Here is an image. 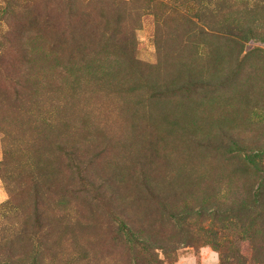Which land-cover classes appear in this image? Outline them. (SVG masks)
Listing matches in <instances>:
<instances>
[{"label":"rangeland","instance_id":"rangeland-1","mask_svg":"<svg viewBox=\"0 0 264 264\" xmlns=\"http://www.w3.org/2000/svg\"><path fill=\"white\" fill-rule=\"evenodd\" d=\"M13 1L0 0V264H151L128 234L140 225L165 264H264V206L246 211L264 179V31L238 50L215 32L247 0H99L92 18L129 50L92 53L51 50L57 0H31L34 24Z\"/></svg>","mask_w":264,"mask_h":264},{"label":"trees","instance_id":"trees-1","mask_svg":"<svg viewBox=\"0 0 264 264\" xmlns=\"http://www.w3.org/2000/svg\"><path fill=\"white\" fill-rule=\"evenodd\" d=\"M83 1H85L86 4ZM228 2L231 3L229 8L232 10H235L239 7L237 6L238 0H228ZM99 3V0H57L58 6L54 8L55 14L52 16L48 14L46 19V21H53L52 26L54 27V31H56L57 35L59 36L57 38H53V42L51 43L53 47L51 48V50L58 45L62 48L64 47L63 49H69L74 52L92 53L96 51L100 52V49H102L104 45H111L119 46L121 52L128 51L129 46L124 36L120 38H113L111 36V34L115 30L112 29L117 26L114 20L104 18L100 20L96 16L92 18L93 12H97L98 10ZM216 5L218 10L222 11L224 4L221 3L220 0H218ZM244 6L246 8L244 12L248 13V15H244L242 17H247L246 19H242V17L240 19L238 18L239 20L232 19L229 23L223 22L224 26H221L220 22H218V26H215L220 27V29L215 30L220 39H227L229 42L233 43L236 50H238V48H242L243 45L248 43L250 40H261V35L264 31V16L260 18L252 17L257 16V11H264V0H247V4H245ZM62 7L67 8V16L65 19L61 18L62 15L60 13V9ZM11 8L14 9L11 10ZM16 8H19L20 10L23 8L27 13V16H30L31 19L35 20H31L32 24L38 22L37 18L39 12L37 11V6L32 3L31 0H14L13 5L9 6V8L7 9V13L12 15V13L15 12ZM238 9L241 13H244L241 10V7ZM235 11L238 12V10ZM87 17H90L93 20V23H91L90 21H86L85 19ZM91 24L93 25V30L89 28ZM23 26L27 27L28 22L25 21V24H23ZM99 27L103 29L101 33L99 32ZM110 30H112L111 33H109ZM103 31H107L108 33L106 34V32ZM66 33H68V36H66ZM22 38L25 39V36H23ZM42 38L45 44L48 45V38L46 36H42ZM27 44L28 43L26 42V45ZM240 52L243 54L241 60V62H243V58L245 56L244 49H241V51H239V54H241ZM102 59L107 61L109 58H107L106 55H102ZM125 60L126 59L121 60L116 58L114 60L115 65H113L112 67L122 66ZM108 63L111 64L110 61ZM201 83L206 82L204 81V79H201ZM202 85L204 84H201V86ZM169 89V87H165L163 89L156 90L153 93V96L161 97L167 94ZM61 149H63L66 152V155L71 159V161L78 166V163L76 162V153L74 151L67 150L65 146H63V148ZM235 149L248 155L251 160H255L258 155L255 154L254 151L248 149L240 143H235ZM258 188L259 190L256 197L258 204L255 205L254 209L250 208L246 210L249 221H253L255 219L259 206H264V179ZM260 211L258 214H260ZM37 215L40 219L42 215L40 209H38ZM142 231H144V228L140 225L139 228L136 226L134 230H128V234L134 240L136 247L139 250L143 251L144 254H147L149 259L145 256L144 259L149 260L151 264H165L166 262L161 259L160 255H158L156 247H154L149 241H145L141 237Z\"/></svg>","mask_w":264,"mask_h":264}]
</instances>
